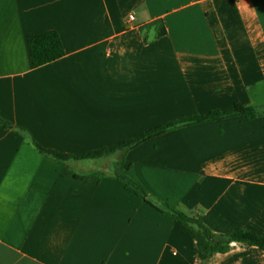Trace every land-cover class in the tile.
Returning a JSON list of instances; mask_svg holds the SVG:
<instances>
[{"label":"crops","instance_id":"obj_1","mask_svg":"<svg viewBox=\"0 0 264 264\" xmlns=\"http://www.w3.org/2000/svg\"><path fill=\"white\" fill-rule=\"evenodd\" d=\"M49 31L65 55L35 68L29 36ZM236 103L264 109V0H0V117L27 131L0 125V264H264L238 242L203 254L114 178L125 158L153 201L264 238V114L98 160L33 145L86 153Z\"/></svg>","mask_w":264,"mask_h":264},{"label":"trees","instance_id":"obj_2","mask_svg":"<svg viewBox=\"0 0 264 264\" xmlns=\"http://www.w3.org/2000/svg\"><path fill=\"white\" fill-rule=\"evenodd\" d=\"M163 35H165L164 30L160 32L159 36ZM28 40L31 59L35 68L59 60L65 55L61 37L56 31L32 34L29 36ZM262 114H264V109L262 108L245 106L240 103H236L233 109L229 111H213L205 116H194L180 119L143 132L135 137L110 145L108 147L75 155H66L57 151L48 150L35 142H33V145L42 155L50 157L60 163H66L70 160H98L105 157H110L119 152L126 154L130 150L144 144L145 142H148L180 127L238 117H244L249 121H253ZM0 125L5 129L17 130L24 134L27 132L21 128L15 127L1 117ZM130 167L131 163L126 161L125 158H122L115 169L114 178L121 182L127 190H133L134 193L140 196L147 205L159 211L160 213L167 215L174 221L184 225L196 239L198 248L203 254L211 255L214 253H225L228 250L229 245L234 242L255 246L264 250V238L261 236L247 231H240L227 236L216 235L207 226H205L200 219L188 216L168 203L153 201L149 194L127 174ZM93 177L101 179L103 175H95Z\"/></svg>","mask_w":264,"mask_h":264},{"label":"built area","instance_id":"obj_3","mask_svg":"<svg viewBox=\"0 0 264 264\" xmlns=\"http://www.w3.org/2000/svg\"><path fill=\"white\" fill-rule=\"evenodd\" d=\"M134 20H135V18L131 16V17H129L128 22H129V23H132Z\"/></svg>","mask_w":264,"mask_h":264}]
</instances>
